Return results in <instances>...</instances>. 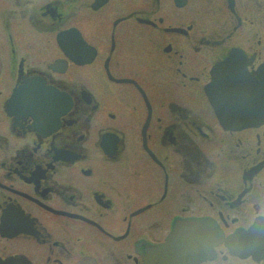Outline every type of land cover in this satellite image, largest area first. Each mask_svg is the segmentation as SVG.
<instances>
[{"label":"flooded vegetation","instance_id":"obj_1","mask_svg":"<svg viewBox=\"0 0 264 264\" xmlns=\"http://www.w3.org/2000/svg\"><path fill=\"white\" fill-rule=\"evenodd\" d=\"M233 50L264 84V0H0V264H264V122L205 89Z\"/></svg>","mask_w":264,"mask_h":264},{"label":"water","instance_id":"obj_2","mask_svg":"<svg viewBox=\"0 0 264 264\" xmlns=\"http://www.w3.org/2000/svg\"><path fill=\"white\" fill-rule=\"evenodd\" d=\"M245 68L244 55L236 51L213 70V81L206 88L220 115L237 128L264 122V84H258L254 78L243 82ZM239 238V233L231 236L233 250L239 248ZM169 246L176 247L174 242Z\"/></svg>","mask_w":264,"mask_h":264}]
</instances>
